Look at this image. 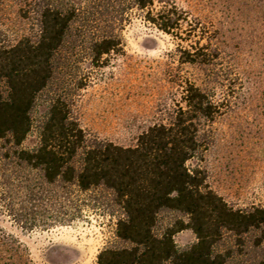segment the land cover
I'll list each match as a JSON object with an SVG mask.
<instances>
[{
    "label": "trees",
    "instance_id": "16d2710c",
    "mask_svg": "<svg viewBox=\"0 0 264 264\" xmlns=\"http://www.w3.org/2000/svg\"><path fill=\"white\" fill-rule=\"evenodd\" d=\"M84 3L45 0L37 39L0 42V147L15 167L36 171L33 186H26L32 190L28 199H56L58 187L111 191L121 210L115 234L123 244L104 246L96 264H227L232 250L221 247L226 232L238 240L254 232L255 244L262 245L264 205L234 208L210 187L199 165L189 164L202 156V121H213L221 111L213 93L186 79L171 121L150 125L133 146H123L90 142L72 115L75 90L55 89L82 59L100 67L123 53L117 30L133 10L174 35L186 63L215 60L207 28L173 0ZM72 86L85 83L81 79ZM31 134L37 142L24 145ZM165 211L178 216L158 229ZM183 229L195 240L180 247L174 235ZM253 264H264V252Z\"/></svg>",
    "mask_w": 264,
    "mask_h": 264
},
{
    "label": "rangeland",
    "instance_id": "374dc122",
    "mask_svg": "<svg viewBox=\"0 0 264 264\" xmlns=\"http://www.w3.org/2000/svg\"><path fill=\"white\" fill-rule=\"evenodd\" d=\"M44 1L0 0V42L37 39ZM173 1L209 31L213 62H182L178 39L133 10L117 30L123 53L100 67L82 59L55 89L75 90L72 115L90 142L133 146L150 125L171 121L181 86L193 80L215 95L221 111L213 121H202V156L189 164L199 165L210 187L234 208L264 205V0ZM81 79L85 86L74 89ZM36 142L31 134L24 145ZM3 151L0 147V264H96L104 246L123 244L115 234L121 210L111 191L58 187L56 199H28L32 190L26 186H33L36 171L15 167ZM175 216L162 212L158 229ZM174 239L185 247L195 235L183 229ZM241 240L225 233L221 247L232 250L227 264H253L263 257L264 243L255 244L254 232Z\"/></svg>",
    "mask_w": 264,
    "mask_h": 264
}]
</instances>
